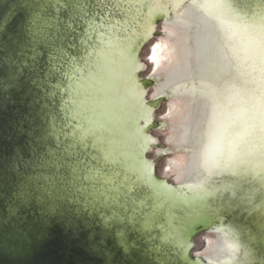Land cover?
<instances>
[{"label": "snow or ice", "instance_id": "snow-or-ice-1", "mask_svg": "<svg viewBox=\"0 0 264 264\" xmlns=\"http://www.w3.org/2000/svg\"><path fill=\"white\" fill-rule=\"evenodd\" d=\"M17 7L14 26L12 18L0 15V112L11 92L14 130L30 148L31 175L19 194L21 206L35 202L43 216H59L71 243L103 254L113 238L122 264H143L144 252L133 236L142 209L121 174L102 164L108 156L85 132L89 96L80 61L93 46L87 32L110 14V0H18ZM260 19L264 45V16ZM259 133L264 150V111ZM106 264L113 261L106 258Z\"/></svg>", "mask_w": 264, "mask_h": 264}]
</instances>
